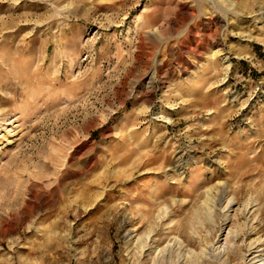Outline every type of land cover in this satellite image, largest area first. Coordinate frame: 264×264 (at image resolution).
Wrapping results in <instances>:
<instances>
[{
	"label": "rangeland",
	"instance_id": "rangeland-1",
	"mask_svg": "<svg viewBox=\"0 0 264 264\" xmlns=\"http://www.w3.org/2000/svg\"><path fill=\"white\" fill-rule=\"evenodd\" d=\"M0 264H264V0H0Z\"/></svg>",
	"mask_w": 264,
	"mask_h": 264
}]
</instances>
